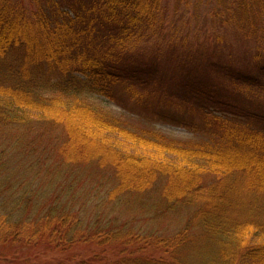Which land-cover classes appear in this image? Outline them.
Here are the masks:
<instances>
[{"label": "trees", "instance_id": "16d2710c", "mask_svg": "<svg viewBox=\"0 0 264 264\" xmlns=\"http://www.w3.org/2000/svg\"><path fill=\"white\" fill-rule=\"evenodd\" d=\"M31 1L29 11L24 0H0V126L17 132L10 143L0 144V245L65 252L84 243L134 240L169 258L136 257L126 261L130 264H264V105L249 107L211 79L208 85L183 81L169 94L193 98L192 114L206 130L218 132L224 145H167L159 136L127 131L69 99L89 92L112 98L117 82L143 86L155 80V65L126 51L158 31L159 0ZM258 4L264 8V0ZM261 33L264 37V27ZM209 67L220 81L264 92V53L247 69L220 60ZM159 110L163 120L193 126ZM57 132L64 165L97 159L115 175L91 180L58 167L52 175H32L42 164L29 161L23 141ZM115 136L142 150L130 151ZM185 211V223L170 237L122 234L127 220L137 216L153 221ZM128 212L126 221L119 220Z\"/></svg>", "mask_w": 264, "mask_h": 264}, {"label": "rangeland", "instance_id": "374dc122", "mask_svg": "<svg viewBox=\"0 0 264 264\" xmlns=\"http://www.w3.org/2000/svg\"><path fill=\"white\" fill-rule=\"evenodd\" d=\"M257 1L159 0L160 20L156 27L154 26L158 31L131 45L126 51L128 56L142 60L147 66L155 65L153 69L155 80L143 86L117 82L112 88V98L89 92L76 98L71 97L69 102L87 105L96 112L115 119L127 131L155 140L156 136H159V141L167 145L190 147L203 144L224 145L225 140L223 141L218 132L213 128L206 130L202 119L192 114L195 108L194 99L170 95L173 94L171 88L176 89L183 81L192 84L195 79L208 85L211 79L217 85L219 82L222 83L219 88L227 95L236 97L249 107L264 105V92H259L258 89L244 83H229L225 79L220 81L219 74L209 67L210 61L220 60L233 67L247 69L255 61L257 53L261 55L264 53V37L261 33L264 27V8L260 9L261 5H256ZM249 2H252L249 8L246 7L249 12L243 14L247 10L245 12L241 10H244L243 6ZM241 3L244 5L240 7ZM24 4L29 11L35 5L31 0H24ZM78 77L83 79L82 75ZM167 94L170 100L166 98ZM158 109L166 117L172 114L183 117L187 122H193V126L176 124L169 119L163 120L158 117L156 112ZM220 114L216 112V115ZM16 134L14 128L0 126V144L10 143ZM50 134L53 133L50 131ZM45 135L37 141L34 140V143H30V139H25L22 143L21 149L28 155L29 161L37 159L42 164L34 168L32 175H37L38 171L42 173L41 175H52V171L57 167L64 169L65 175H89L87 179L91 180L93 175L106 177L115 175L112 166L101 164L97 159L87 161L80 158L77 163L65 162L64 165L58 154V141L62 133L57 132L56 135H51V138L47 137L46 133ZM116 140L125 143V147L130 151H133V148L142 150L138 144L124 137H116ZM187 213L172 212L153 221L148 220L146 215L137 216L135 219L127 220L128 227L122 234L128 232L146 237L150 233L170 237L185 223ZM122 215L119 220L126 221L131 213ZM112 216H115L114 213ZM112 216H108L107 219H111ZM99 217L101 223L106 221L105 215L101 214ZM122 223L118 222V227ZM136 243L134 240L129 243L123 240L117 244L100 246L84 243L75 245L73 249L65 252H51L27 245L15 246L10 250L0 245V264H114L122 260L125 261L120 264H130L126 261L128 259L134 261L136 257L141 262L145 257V259H159L161 256L169 258L168 254L159 249ZM183 257L185 254L181 252L180 258Z\"/></svg>", "mask_w": 264, "mask_h": 264}]
</instances>
